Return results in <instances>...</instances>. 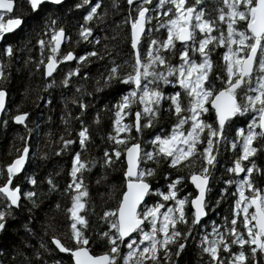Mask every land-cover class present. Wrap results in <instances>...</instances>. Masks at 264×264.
I'll list each match as a JSON object with an SVG mask.
<instances>
[{
	"label": "snow or ice",
	"instance_id": "obj_1",
	"mask_svg": "<svg viewBox=\"0 0 264 264\" xmlns=\"http://www.w3.org/2000/svg\"><path fill=\"white\" fill-rule=\"evenodd\" d=\"M63 2L64 0H25L32 16H42L44 32L41 35L44 38L37 40L36 44L42 53L45 49L49 52L47 63L43 64L44 76L50 77L61 61L75 60L78 67L69 71L62 81L68 85L69 77L77 74L81 62H90L98 53L86 52L74 57L73 52L69 51L62 56L57 55L65 29L56 28V20L52 17L62 8ZM151 2L152 0H139L135 16L130 12L125 20L131 26L132 56L131 61H125L129 70L122 76V66L111 61L112 66L106 69L107 75L102 77L105 88L112 91H122L125 87L128 89L112 106L116 109V119L113 121L116 136L110 135L109 140L115 141V147L104 152L103 163L108 166L114 162L113 157L119 160L123 156L127 162L123 170L124 190L118 209L105 211L102 217L109 230L99 235L107 240L108 250L100 255L89 253L90 241L83 232L87 221L79 214L85 208L82 198L87 195L82 182L77 179V173L85 168L79 153L72 157L69 173L72 182L65 189L66 192L71 190L74 193L71 195V206L66 211L70 214V239L75 243L73 247H69L57 237H53L51 243L61 253H70L74 264H178L172 258L170 248L175 247V256H180L193 228H198L203 223L202 218L206 217L210 168L216 163L215 149L226 139L224 130L234 121L247 119L245 113H254L246 129H236L235 140L240 142V155L233 161L234 166L227 169L237 176L244 173L243 178L235 182L236 199L232 207V218L226 221L225 226L214 225L210 234L201 237L199 246L210 257L209 264H248L249 256L251 264H264V190L256 188L250 178V174L254 172L264 176V169L250 164L245 170L241 163L254 156L257 149L253 147V142L258 137H264V0H223L216 19L226 25V37L223 32L219 36L212 35L214 28L218 31L219 29L216 21L204 18L205 10L202 7L197 9L196 6L201 0H196V4L191 7L186 5L185 0H158L154 9L149 6ZM127 3L131 8L134 0H127ZM83 4L90 8L83 17L84 21L93 20L101 0H95L94 4L83 0ZM76 7L80 8L81 4ZM15 9V0H0V42L6 35L14 34L25 27L24 15L11 16ZM153 11L157 28H167V38L162 42L149 38L145 51L142 33L152 31L151 28L146 30L145 25L154 19L151 15ZM6 16L10 18L5 19ZM161 18H165L163 23L160 22ZM197 30L201 37L198 48ZM91 35L92 30L87 23L82 24L80 39L89 40ZM174 41L184 42L186 46L179 53L181 62L172 66L164 51L173 50ZM189 41L192 42L191 52H199V62L188 54ZM217 43L226 47L223 54L226 78L222 79L223 86L219 90L206 83L210 81L209 72L212 67L206 46H215ZM14 51L9 44L3 49V55L11 56ZM41 63L43 61L36 66L40 67ZM3 69L4 65L0 64V78H6ZM173 78L183 92L177 91L165 96L160 85L172 83ZM113 84L116 85L115 88L112 87ZM96 91L101 89L97 88ZM241 92L244 94L241 95ZM184 98L187 99L186 107L183 104ZM162 100L170 102L168 111L176 117L170 132L167 135L157 134L146 142L153 146L149 151H145L139 143L128 146V139H121L119 134L128 133L133 126L121 123L123 117L129 115L131 105L137 102L139 104V110L134 114L135 128L139 135L158 116ZM6 107V92L0 87V112H4ZM79 107L83 110L87 105L81 102ZM211 112L215 114L214 124L203 119L205 113ZM27 116L28 113L24 112L12 116V120L18 125L26 124ZM4 124L6 126V120ZM77 136L83 148L89 140L88 131L83 125ZM205 140L206 143H202ZM72 143L73 140L66 139L62 146L66 149ZM236 146L233 142L232 147ZM121 148L124 149L123 152ZM30 152L29 142L25 140L23 149L18 150L16 158L6 164L4 169H0V172L6 171V180L0 183V194L6 198L4 206L0 207V231L7 227L6 221L11 215V208L19 207V193L22 189L19 185H11L16 175L22 174ZM197 158L200 160L198 171L195 170ZM160 159L167 162L170 168H193L187 179L196 190L194 196H178L179 185L185 179L179 176L167 184L166 192L152 188L149 178L155 174V170L141 167L140 164L158 163ZM25 180L28 184L35 183L30 176H26ZM48 182L50 190H55L52 181L49 179ZM153 194L160 199L149 205L146 199ZM221 194H224L223 190ZM23 198L34 201V194L24 192ZM189 199L192 209L190 223L186 207ZM241 216L242 229L238 231L237 223ZM181 225L186 231L180 230ZM122 245L126 251L122 249ZM233 245H238L240 250L232 251ZM221 248L223 253L228 254L226 261L218 251Z\"/></svg>",
	"mask_w": 264,
	"mask_h": 264
},
{
	"label": "trees",
	"instance_id": "obj_2",
	"mask_svg": "<svg viewBox=\"0 0 264 264\" xmlns=\"http://www.w3.org/2000/svg\"><path fill=\"white\" fill-rule=\"evenodd\" d=\"M89 2L94 4L95 0H89ZM156 3L158 0H152L149 6L154 9ZM185 3L196 4V0H185ZM77 4H81V7L77 8ZM200 5L201 7L203 5L206 10L207 19L216 21L219 31L214 28L212 35L219 36L223 32L226 37V25L216 19L218 10L223 6V0H201ZM138 6L139 0H135L131 8L127 0H101L94 19L85 22L83 17L90 8L83 4V0H69L63 4L52 17L56 20V28L65 29L66 37L61 52L65 54L71 51L74 57L84 55L86 52L98 53V56L92 58L90 62H81L77 74L69 77L68 85L62 81L69 71L78 67L75 60L61 63L57 73L49 79H45L42 75V66L47 53L49 54L47 49L42 53L36 44L37 40L42 39L41 33L44 32L42 16H31L28 21L26 20L25 27L20 30L16 41L12 44L15 51L11 56L3 55V49L0 50V64L4 65L6 77L0 78V87L7 92V107L0 119V169H4L6 164L16 158L18 150L23 149L25 140L29 142L31 148L22 174L16 176L12 184L13 187L19 185L22 189L19 193L21 199L19 207L11 208L6 229L0 231V264H73L70 255L58 251L51 240L57 237L69 247H73L75 243L70 239V214L66 211L71 206V195L74 193L71 190L66 192L65 189L72 182L69 173L72 168V157L76 153L80 154V161L85 164V168L77 173V179L82 182L83 190L87 193L81 201L85 204V208L81 209L79 214L83 215L87 221L83 232L85 238L90 241L89 252L92 255H98L108 250L107 240L99 235L109 230L102 217L105 211L117 210L119 206L124 190L125 162L123 156L119 160L113 157L114 162L108 166L103 163L104 152L111 151L115 147V141L109 140L110 135L116 136L113 124L116 119V109L112 106L128 89L125 87L122 91H112L110 88H105L102 77L107 75L106 69L112 66L111 61L122 66V76L129 70L125 61H131L132 56L131 26L125 23V20L130 12L133 17L135 16ZM62 10L65 11L64 14L61 13ZM151 15L154 19L148 21L145 28L146 30L151 28L152 31L150 33L146 31L142 35L145 51L149 38L161 42L167 38L165 28H161L159 33L156 32L155 12L153 11ZM163 19L165 18H161V23ZM85 23L92 30L89 40L79 37L80 27ZM185 46L174 41L173 50L164 51L170 65L175 66L181 62L179 53ZM187 47L190 58L199 62L200 55L191 52V41L187 43ZM206 50L212 65L209 72L210 81L206 83L210 87L214 85L216 90H219L223 86L222 79L226 78V62L223 60L226 47L217 43L215 46H206ZM41 61L43 63L37 67V63ZM112 87L115 88L116 85L113 84ZM22 88L25 92L21 98L24 99L25 107L23 111L15 112L14 95L16 96ZM97 88L101 91L97 92ZM160 89L165 96L177 91L183 92L174 78L172 83L161 84ZM81 102L87 105L83 110L79 107ZM169 103V101H161L158 116L154 117L153 123L143 129L139 135L136 132L134 115L139 110V104L138 102L132 104L129 115L124 116L121 123L133 126L128 133H120L119 137L128 139V145L139 143L145 151L151 150L153 146L146 142L157 134L167 135L176 121L175 115L168 111ZM183 104L187 106L186 98L183 99ZM20 112L28 113L26 124L15 125L12 116ZM252 115L245 113L247 119L241 118L239 121H234L224 130L226 139L222 140L219 147L215 149L216 163L210 168V184L207 193L213 196L206 199V217L198 228H193L180 256H175V247L170 248L173 253L172 258L178 261V264H209L210 257L203 253L199 246L201 237L210 234L214 225L225 226L226 221L232 218V207L236 199L235 182L242 178L234 177L232 174L234 172L230 173L227 169L234 166L233 161L240 155V142L235 140L236 129H246ZM203 119L209 124H214V112L205 113ZM81 125L87 129L89 136L83 148L77 136ZM202 135L206 134L202 133ZM66 139L73 140V143L65 149L62 145L63 140ZM233 142L237 144L236 147H232ZM202 143H206V140ZM253 147L257 149V152L248 161L241 163L245 166L254 164L256 168L264 169V137H258L253 142ZM120 150L123 152L124 149ZM199 165L200 160L197 158L195 170H199ZM140 166L155 170V174L149 178L153 189L166 192L167 184L179 176L185 179L179 185L181 190L178 196L196 194L187 179L193 171L192 167L170 168L163 159H160L158 163L141 162ZM221 168H223L222 171ZM26 176L32 177L35 183L28 184L25 180ZM250 178L256 188L264 190V176L254 172L250 174ZM49 179L55 186V190H50ZM5 180L6 171L0 172V183ZM226 181L232 183H225ZM221 190L224 191L223 195ZM24 192H32L34 201L23 198ZM246 194L249 193L246 192ZM159 199L160 197L153 194L147 197L146 203L151 205ZM5 201L6 199L0 194V207L4 206ZM186 207L190 223L192 212L190 199ZM242 220L243 217H239L238 231L242 229ZM180 230L186 231L183 225L180 226ZM121 247L123 249V245ZM123 250L126 251V249ZM231 250L239 251L240 248L238 245H233ZM218 251L226 261L228 254L223 253L222 248ZM248 264H251L250 256Z\"/></svg>",
	"mask_w": 264,
	"mask_h": 264
},
{
	"label": "flooded vegetation",
	"instance_id": "obj_3",
	"mask_svg": "<svg viewBox=\"0 0 264 264\" xmlns=\"http://www.w3.org/2000/svg\"><path fill=\"white\" fill-rule=\"evenodd\" d=\"M69 0H65L64 2H63V4L64 3H67ZM15 2H16V9H15V11L11 14V16L12 17H15V16H20V15H24L25 17H26V20L28 21V19L32 16L31 15V10H30V8L27 6V4L25 3V0H15ZM187 6H189V7H191V6H193V5H195V4H186ZM197 7V9H199V8H201V5L199 4V5H197L196 6ZM202 8H203V5H202ZM204 9V8H203ZM205 10V9H204ZM59 11V10H58ZM57 11V12H58ZM205 13H206V10H205ZM7 18H10V17H8V16H6L5 17V19H7ZM204 18L205 19H207V16H204ZM154 28L156 29V32H160V30H161V28L160 29H158L157 28V23H155V25H154ZM165 32H166V34H167V28H165ZM20 31H18V32H15L14 34H11V35H6V38L2 41V42H0V50L1 49H4V47H6V46H8V44H13L15 41H16V39H17V34L19 33ZM41 38L43 39L44 38V36L43 35H41ZM196 38H197V43H196V47L198 48L199 47V44H198V40H199V38H201L200 37V34H199V30H197L196 31ZM178 42V41H177ZM63 46V45H62ZM61 49H62V47H61ZM61 49L58 51V56H62V55H64L62 52H61ZM65 54H67V53H65ZM196 54L198 55L199 54V52H196ZM47 56H48V53H47ZM47 62V57H46V59L44 60V63L43 64H45ZM61 63H65V61H61L60 63H58L57 64V67H56V69H55V71L53 72V74H55V73H57V69L59 68V66H60V64ZM64 65V64H63ZM53 74L50 76V77H45L44 76V73H43V66H42V75H43V77L45 78V79H49V78H51L52 76H53ZM246 163V162H245ZM247 166H249L248 164H247ZM247 166H245V165H243L242 164V167H245V170H246V167ZM222 169L223 168H221V171H222ZM233 174V176L235 177V176H237V174L236 173H232ZM244 175V173L242 174V175H239V177L240 178H243L242 176ZM209 184H210V180H209V183H208V187H209ZM194 189V188H193ZM181 190V189H180ZM211 196H213V194H206V199L208 198V197H211Z\"/></svg>",
	"mask_w": 264,
	"mask_h": 264
},
{
	"label": "rangeland",
	"instance_id": "obj_4",
	"mask_svg": "<svg viewBox=\"0 0 264 264\" xmlns=\"http://www.w3.org/2000/svg\"><path fill=\"white\" fill-rule=\"evenodd\" d=\"M61 13L64 14L65 11L62 10ZM24 92V88H22L21 90L19 89V92L16 93V96L14 95L13 108L15 109V112L23 111L25 107L24 99L21 98L24 95Z\"/></svg>",
	"mask_w": 264,
	"mask_h": 264
},
{
	"label": "water",
	"instance_id": "obj_5",
	"mask_svg": "<svg viewBox=\"0 0 264 264\" xmlns=\"http://www.w3.org/2000/svg\"><path fill=\"white\" fill-rule=\"evenodd\" d=\"M65 1V0H64ZM135 1V0H134ZM142 35H143V33H142ZM65 37H66V33L64 34V39H62V41H61V47H62V45L64 44V41H65ZM130 40H131V29H130ZM178 43L179 44H185L184 42H181V41H178ZM188 43V42H187ZM65 62H68V61H65ZM47 63V62H46ZM57 67V66H56ZM55 71V70H54ZM5 90V89H4ZM5 92H6V90H5ZM6 105H7V92H6ZM21 113H23V112H20V113H16L15 115H17V114H21ZM2 115H3V112H0V119H1V117H2ZM14 116V115H13ZM13 121V120H12ZM13 123L15 124V125H18V124H16L14 121H13ZM19 125H21V124H19ZM128 146H130V145H128ZM26 162H27V158H26V161H25V166H26ZM124 162H125V168H126V166H127V162H126V158L124 157ZM25 166H24V168H25ZM24 168L22 169V171L24 170ZM242 174V173H241ZM240 174V175H241ZM18 175H20V174H17L16 176H18ZM189 182L191 183V181L189 180ZM192 185V184H191ZM12 186V185H11ZM13 187V186H12ZM192 187L194 188V186L192 185ZM194 190H195V188H194ZM195 192H196V190H195ZM2 195V194H1ZM5 198V197H4ZM6 199V198H5ZM13 207H15V206H13ZM190 207H191V204H190ZM118 209V208H117ZM118 214V213H117ZM205 218V217H204ZM204 218H202V220L204 219ZM54 247H55V245H54ZM56 248V247H55ZM57 249V248H56ZM58 250V249H57ZM59 251V250H58ZM90 253V252H89ZM67 254H69L70 255V253H67ZM91 254V253H90ZM103 254V253H102ZM92 255V254H91ZM98 255H100V254H98ZM70 257H71V255H70ZM71 261H72V258H71ZM72 263L74 264V262L72 261Z\"/></svg>",
	"mask_w": 264,
	"mask_h": 264
},
{
	"label": "bare ground",
	"instance_id": "obj_6",
	"mask_svg": "<svg viewBox=\"0 0 264 264\" xmlns=\"http://www.w3.org/2000/svg\"><path fill=\"white\" fill-rule=\"evenodd\" d=\"M208 187V186H207ZM192 211V210H191Z\"/></svg>",
	"mask_w": 264,
	"mask_h": 264
}]
</instances>
